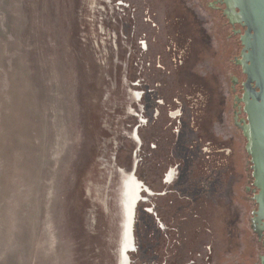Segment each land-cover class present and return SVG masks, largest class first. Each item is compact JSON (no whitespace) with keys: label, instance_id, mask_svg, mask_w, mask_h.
I'll list each match as a JSON object with an SVG mask.
<instances>
[{"label":"water","instance_id":"obj_1","mask_svg":"<svg viewBox=\"0 0 264 264\" xmlns=\"http://www.w3.org/2000/svg\"><path fill=\"white\" fill-rule=\"evenodd\" d=\"M202 3L252 171L241 242L262 264L264 0ZM131 164L119 0H0V264H128Z\"/></svg>","mask_w":264,"mask_h":264},{"label":"rangeland","instance_id":"obj_2","mask_svg":"<svg viewBox=\"0 0 264 264\" xmlns=\"http://www.w3.org/2000/svg\"><path fill=\"white\" fill-rule=\"evenodd\" d=\"M119 4L135 162L140 172L149 175L152 189L160 191L166 164L156 165L173 154L182 167L172 165V174H183L179 178L183 184L175 189L178 196L193 202L189 208L191 202L177 199L176 194L168 200L149 197L154 205L167 209L163 225L167 222L169 231L158 230L149 216L141 215L142 264H189L192 260L196 264H254L241 242L251 165L223 58L202 0H119ZM212 58L223 69L219 77L224 90L219 98L229 104L223 112L206 87L212 79H200L215 78L210 72ZM191 64L195 66L189 70ZM162 232L166 236L161 237Z\"/></svg>","mask_w":264,"mask_h":264},{"label":"flooded vegetation","instance_id":"obj_3","mask_svg":"<svg viewBox=\"0 0 264 264\" xmlns=\"http://www.w3.org/2000/svg\"><path fill=\"white\" fill-rule=\"evenodd\" d=\"M144 47L146 48L145 43H144ZM134 117H135V119H137L136 116H134ZM211 143L212 142L209 141L206 144H208L210 146ZM164 157H165V159H163V160H159V161L157 160L158 163H157L156 166H159V167L162 166L163 167L164 164H166V165L168 164V165H171V167H169V169H168V167H166V165H165V173L161 177V182H163V184H162V189L160 191H154L152 189L153 186L148 182V176L149 175L148 174L145 175L144 173H142V172H140L138 170L139 163L135 162V164H131V166L129 167V174L134 176V178L136 179V182H137L138 202H137V204L135 206L134 216H133L134 220H133L132 232H133L134 246L128 253V255H129L128 257L131 259V261L129 260L128 264H136L137 255H138V251H137V247H138V245H137L138 244V242H137L138 241V230H139L138 226H139V221H141V219H142L141 218L142 214H145V215L149 216V219H151L154 222V224L157 226L158 230H159V228L160 229L163 228V230L169 231L168 223L166 222V226L165 227L163 225L165 223V218L163 216H164V213L166 215L168 214L167 213V209L164 210L163 207H159L157 205H154L153 201H152L153 199L155 200L158 197L159 198L160 197H162V198L164 197V198L167 199V197L169 195L176 194L177 199H181L182 201L186 200L189 203L191 202L189 208L193 206L192 205V203H193L192 200H190L188 197L185 198V196H183V197L178 196L179 195V191H177L175 189L178 185L180 186L181 184H183L182 181L179 180V178H181V176H183V174H180L179 171L178 172L176 171V174L179 175V177L178 176L176 177L175 175H173L172 173L174 172V166H172V165H175V169H177L179 167L181 168L182 166H181L180 162L177 161V163H176V160L174 159L173 154H169V155L167 154V156L165 155ZM140 160L142 161V158H140ZM169 163H171V164H169ZM182 163H183V161H182ZM188 181H189V183L191 182V180H188ZM193 182H194V180H193ZM174 183H177V184L174 185ZM140 185H141V192H140ZM198 189L199 190L201 189L199 187V185H198ZM149 197H152L151 201L149 200ZM168 204H167L166 208H168ZM170 205H172L171 201H170ZM159 210H161V212H159ZM159 214L161 215V217L159 216ZM182 221L185 222L186 219L183 218ZM163 233H164V236H166V234H167L165 232H162L160 234L161 237H163ZM260 240H261V242L263 244V248H264V237H262ZM191 254L193 255L195 253L193 252ZM209 254L211 255L210 248H209ZM195 255H197L199 258L201 257V255L199 253H196ZM190 263L191 264H196L195 260H192V262H190ZM262 264H264V261L262 262Z\"/></svg>","mask_w":264,"mask_h":264},{"label":"crops","instance_id":"obj_4","mask_svg":"<svg viewBox=\"0 0 264 264\" xmlns=\"http://www.w3.org/2000/svg\"><path fill=\"white\" fill-rule=\"evenodd\" d=\"M184 6V11L186 12L187 11V9H186V7H185V5H183ZM189 9V8H188ZM190 10V9H189ZM194 10H197V8H194ZM198 11V10H197ZM198 13H200V12H198ZM199 17H201L200 15H199ZM200 54H201V57L203 58V53L200 51ZM218 61L219 60H217V59H211V61H210V65L212 66V64H213V67H214V69L210 66V72H211V74H212V72H213V76H215V78L213 79L212 78V76H211V78H209V76H201L200 77V79H203V80H208L209 81V79H212V82H211V84H210V82H208L207 83V88L210 90V92H211V96L212 97H214V99H215V106H221L220 108H221V110H222V112H223V109L225 110L228 106H229V104H228V100H222L221 98H219V92H223V90H224V86L222 85V77H219V75H221L222 76V74H223V69H222V67H221V65H219L218 64ZM194 64V63H193ZM190 66V65H189ZM188 66V67H189ZM195 66V65H194ZM194 66L191 64V68H188L189 70L191 69L192 70V68H194ZM189 72V71H188ZM191 73V72H190ZM189 73V74H190ZM207 82V81H206ZM227 110V109H226ZM223 125H227V123L226 122H224L223 121ZM231 140H233L234 141V139H231ZM230 140V141H231ZM228 151H229V153H230V150L228 149Z\"/></svg>","mask_w":264,"mask_h":264},{"label":"trees","instance_id":"obj_5","mask_svg":"<svg viewBox=\"0 0 264 264\" xmlns=\"http://www.w3.org/2000/svg\"><path fill=\"white\" fill-rule=\"evenodd\" d=\"M159 212H161V210H159Z\"/></svg>","mask_w":264,"mask_h":264}]
</instances>
